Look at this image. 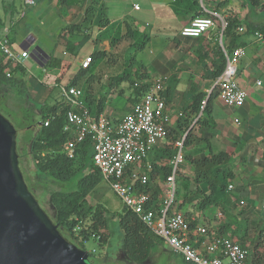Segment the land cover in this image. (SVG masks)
<instances>
[{"label": "crops", "instance_id": "1", "mask_svg": "<svg viewBox=\"0 0 264 264\" xmlns=\"http://www.w3.org/2000/svg\"><path fill=\"white\" fill-rule=\"evenodd\" d=\"M107 1L78 0L75 4L61 5L66 10L69 25L79 27L69 29L70 33L76 32L72 38L69 36L75 43L67 46L66 39L70 38L63 32L58 40L60 50L53 54L39 48L35 61L39 66L43 64L41 67H45L51 57L64 64L67 63L65 55L74 52L84 43H90V51L81 57L82 60L92 56L95 51H103L105 54L93 59L86 71L96 64L98 58L108 56H112L108 66L113 70L112 66H116L119 61L125 62L130 57L121 54L119 42L128 37L143 39L145 45L140 49L136 47L139 40L130 43L129 49L134 47L132 55H135L134 63L137 67H130L135 70L133 72L136 77L132 80L133 83L130 82V92L125 102L126 112L116 114L113 108L107 106L106 100H103L100 112L107 114L111 125H115L140 100L142 94L137 92L135 83L151 84L158 77H166L162 96L166 102L165 111L170 117L168 134L148 153L140 164L141 171L148 173V163L171 165L172 160L168 161L162 154L168 148H175L174 142L183 138V161L176 173L174 202L176 210L195 222V227L191 228L192 242L205 252L206 243L227 237L247 250L245 264H264V209L261 206L264 201V38L259 32H252L247 27L264 21V9L260 6L251 7L247 0H147V5L141 3L144 9L137 17L132 13L141 10V6L135 9L126 5L117 9V6L111 2L106 3ZM58 4L59 0L51 2L52 7ZM4 10L9 9L7 7ZM201 12L208 15L216 13L223 18L234 15L241 21L242 30L237 32V42L238 46L244 47L245 54L237 64L236 80L247 95L239 107L224 104L219 99L215 86L219 75L214 77L213 74L223 59V48L230 45V38L223 34L220 41V19L215 16L214 26L198 37L183 36L180 33L192 18L202 16ZM6 16L7 13L5 18L0 16L3 23L0 37L7 34L12 45L19 38L11 37L12 29L6 23ZM101 17L103 25L99 23ZM143 23L149 27V32H145ZM20 41V48H24L21 47L23 41L28 43L25 39ZM113 47H117V53L112 51ZM135 49L138 51L135 52ZM11 68V65L10 68L7 66L6 72ZM23 68L26 71L24 65ZM47 68L46 75L50 77L52 84L62 85V79L56 80L62 71L58 70L53 74L51 68ZM111 70L107 78L118 79L119 74L115 75ZM19 72L21 71H17ZM125 76L124 80L129 78V74ZM121 83L110 87L109 97H114L118 92L124 95ZM77 87L80 88L78 85ZM90 90V108L82 96L81 99L92 116H96L98 113L95 114L97 101L93 97L94 87ZM198 93L203 94L207 105L203 113L200 111L192 120L190 110ZM201 113L203 123H195L194 119ZM219 152L227 153L228 157L221 163L204 164L205 158ZM148 177L147 189L151 200L159 206L167 194V185L159 174L153 179L150 175ZM212 184L215 185L213 191ZM202 202L214 203L202 207ZM202 208L203 221L199 225Z\"/></svg>", "mask_w": 264, "mask_h": 264}, {"label": "built area", "instance_id": "2", "mask_svg": "<svg viewBox=\"0 0 264 264\" xmlns=\"http://www.w3.org/2000/svg\"><path fill=\"white\" fill-rule=\"evenodd\" d=\"M38 0H24L27 5H33ZM135 9L138 8L134 4ZM221 22L220 41L226 21L222 16L213 13L209 16H196L185 25L180 33L183 36L198 37L215 24L214 17ZM242 30V27H239ZM223 48V47H222ZM224 52V66L216 79L215 86L219 99L232 107L241 106L247 92L237 80V64L245 54V49L238 46ZM0 53L11 67L16 64L23 66V59L28 56V47L20 48V52L11 48L7 34L0 37ZM91 55L81 61V68L89 67ZM6 76L10 77L8 70ZM166 77L156 78L149 88L143 92L140 100L135 102L115 125L104 112L92 116L85 106L81 96L82 90L77 86L61 85L64 105H67L66 124L64 130L72 135L61 149L69 158L75 154L77 145L85 138L90 139L92 160L102 178L106 180L114 192L120 197L123 205L138 218L164 243L173 253L179 254L185 262L191 264H245L247 250L237 241L227 237L216 238L205 244V252L191 240V228L184 214L175 209L176 173L183 161V138L174 142L177 151L172 159L171 172L165 177L167 194L159 206L151 201L148 187L147 172L140 169V164L147 158L155 145L168 134L169 115L166 113V102L162 96ZM138 85L135 83V86ZM206 100H203L201 110ZM196 121V119H194ZM50 119L44 121V125ZM152 169V164H146V170ZM140 187H144L141 189ZM264 209V201L262 202ZM203 244V241H202ZM227 258L228 261H225Z\"/></svg>", "mask_w": 264, "mask_h": 264}, {"label": "rangeland", "instance_id": "3", "mask_svg": "<svg viewBox=\"0 0 264 264\" xmlns=\"http://www.w3.org/2000/svg\"><path fill=\"white\" fill-rule=\"evenodd\" d=\"M51 2L52 0H38L33 5H27L24 3V0H0V16L5 18V14L7 13L6 23L12 29L11 37L19 38L11 45L13 50L20 52V40L25 39L30 45L28 48L29 53H32V51L38 47L45 52H53V54H56V51L58 49L60 50V47H58V40L63 32H65V35H67L68 38H72V35L76 33H70V25L65 15L66 10L64 6L58 4V6L52 7ZM110 2L114 6H117V9L126 7V5L133 7L134 4H137L138 7L141 6V10L132 13L133 16L139 17L144 9V5L141 3L143 2L145 4L147 0H108L106 3ZM7 7L9 10L5 11L4 8ZM142 27L145 29V32H149V27L144 23ZM139 39L140 37H135L134 39L128 37L119 42L118 47L121 50V54H126L127 58L130 57L127 61H119L116 66H112L113 70L108 66V61L112 56H108L106 58H98L96 64L91 69L79 74L77 84L83 92V100L86 95H91L90 88L94 87L95 95L93 97H95L96 101L100 98L106 100L107 106L113 108L116 114L120 115L126 112L125 102L126 97L130 92V82L136 77L133 72L134 69L132 70L130 67H137L134 63L135 55H132L134 47L131 49L129 48L130 43H134ZM142 42L143 39L139 40L136 47L140 46ZM89 51L90 43H84L77 47L74 52L68 53L64 56V59L69 63V67L65 70V73L61 78L62 85H65L66 81L77 74L81 65V57L87 55ZM112 51L117 53V47H113ZM137 51L138 50L135 49V52ZM23 65L26 71H21L13 75L14 77L16 75L15 78L21 80V82L15 84L13 88L7 87L9 89H6V86H0V114L8 119L14 126L18 136V147L20 144H24L30 139L32 131L26 127L29 121L25 118H28L32 113L31 108H34L33 106L39 109L46 106L49 107L62 102L64 99L61 93V85L54 86L50 77L46 75L48 74L47 67L39 66L35 59L29 54L27 58H24ZM125 66L130 70H127ZM50 70L53 74L58 72L56 69ZM110 70L115 75L119 74L118 79L107 78ZM126 73L129 74V79L126 78V80H124V77H126L125 75H127ZM116 83H121L124 95L122 92H118L114 97H109L108 90ZM26 109L29 113H27ZM25 115L26 117L23 119V116ZM23 151L24 145L21 147V150L18 149V152L21 156L19 159V167L26 185L30 189L36 187V198L40 206L45 209L47 214L52 215V204L49 201L50 192L54 190L69 191L75 187L76 181L73 178L66 182H60L43 176H38L39 178L36 179L35 171L33 169V161L28 156H25ZM35 182H37V184H33ZM88 201L90 204L100 203L109 210V214L107 215V231L109 232V238L108 242L105 244L97 239L89 238L88 240L83 241L85 250L92 253L96 264H122L120 261H112L111 259L102 263V259H104L108 252L110 253L117 248L121 237L118 225V213L123 206L122 200L110 187L109 183L102 179L88 196ZM200 211L199 225L203 221V208L200 209ZM112 213L115 215L112 216ZM74 234L77 235V231H75ZM165 247H168V245L162 242L155 249L157 251L162 250L160 256L157 258V264H165L166 262L171 264H189L185 262L179 254L171 251L165 252L163 250ZM224 260L228 261L227 258H224Z\"/></svg>", "mask_w": 264, "mask_h": 264}, {"label": "trees", "instance_id": "4", "mask_svg": "<svg viewBox=\"0 0 264 264\" xmlns=\"http://www.w3.org/2000/svg\"><path fill=\"white\" fill-rule=\"evenodd\" d=\"M77 2L78 0H59V4L61 5H70ZM247 2L251 7L260 6L264 9V2H261V0H247ZM200 14L202 16H209L205 12H201ZM224 19L226 21V25L222 30V34L223 36L230 38V45L226 46L225 50L227 52H232V50L239 45V42H237L239 38L237 32L240 31L239 27L241 26V21L234 15H228L227 17H224ZM99 21V23H101L100 25L104 24L102 23V17ZM2 25L3 23L0 20V27ZM74 27L79 28L78 26H69V29L72 30ZM247 27L252 32H259L264 38V21L256 23V25L253 26L247 25ZM10 42H12V39ZM66 43L67 46H72L75 42L71 39H66ZM144 45L145 41L143 40L137 48L140 49ZM71 51L73 50L71 49ZM103 54H105V52L95 51L92 54L93 57L91 56V59L93 60ZM222 57V61L218 64L217 70L213 74L214 77H217L223 69V52ZM9 65L10 62H4V58L1 55L0 85L13 88L15 84L21 82L13 75L17 73V71H24V68L20 64L14 65L10 70L11 76L8 77L6 76L5 68ZM45 67L61 70L62 72H60L56 78V80L59 81L63 77L64 71L69 67V63L67 62L61 64V61L50 57L45 64ZM87 68H80L75 77L66 84L68 86H77V78L79 74L81 72H85ZM150 85L151 84L149 83L136 85L137 92L143 94V92L146 91ZM90 99L91 95H86L84 99L89 108ZM203 100L204 96L202 93L195 95L192 108L190 110V119L192 117L193 120V118H195L200 111L203 113L206 109L205 107L207 105V101L205 102L204 108L201 110ZM102 103L103 99L100 98L97 100L95 114L100 113ZM67 108L68 106L64 105V102L40 108V122L34 130L35 134L30 136V139H28L24 144H21V147L24 145V153H22L33 161V169L35 171L36 179L39 178L38 176H43L60 182H66L73 178L76 181L75 187L69 191L54 190L50 192L49 201L52 204L53 213L49 216V218L52 224L55 225L58 233L61 234L69 243L79 249H85L83 241H86L89 238L97 239L104 244L108 242L109 232L107 231V215L109 214V210H107L105 206L100 203L90 204L88 201V196L91 194L95 186L103 179L101 173L95 167L92 160L93 152L90 139L85 138L77 145L75 154L72 158H69L66 153L61 151L63 144L72 138V135L64 130ZM202 113L196 119L195 123H203ZM48 118L50 119L49 123L44 125V121ZM186 140L187 137L185 136L184 142H186ZM176 151L177 148H168L164 150V154H162V156L168 161H171ZM16 152L18 154V150H16ZM18 156L19 158L21 157L20 155ZM227 157V153L219 152L217 154H212L211 157L205 158L203 162L204 164L210 163L213 165L221 163ZM171 169L172 165L169 164H152V169L149 170L148 175H150L151 179H153L159 174L165 179V177L171 172ZM205 174L208 175V173ZM215 183L216 182H214V184ZM33 184H37V182ZM214 184H212L211 187L212 191L215 188ZM147 185L149 186V182ZM27 188L34 197L35 201L39 204L36 198L37 193H35L36 187L30 189L27 186ZM140 188L143 189L144 187ZM212 191L210 193H212ZM209 195H207L208 200H210ZM149 202H152V200ZM212 203L214 202H202L201 206L206 207V205H210ZM43 210L45 211V209ZM114 215L115 214L112 213V216ZM185 218L189 222L190 228L195 227L194 221L191 222L186 216ZM118 225L121 232V238L123 240L124 251L134 261L140 262L145 260L152 253V251L163 242L162 239L154 234L135 213L131 212L124 205L118 213ZM75 231H77V235L74 234Z\"/></svg>", "mask_w": 264, "mask_h": 264}, {"label": "water", "instance_id": "5", "mask_svg": "<svg viewBox=\"0 0 264 264\" xmlns=\"http://www.w3.org/2000/svg\"><path fill=\"white\" fill-rule=\"evenodd\" d=\"M37 49L31 53L35 60ZM88 254L58 233L29 192L18 164L15 128L0 114V264H92Z\"/></svg>", "mask_w": 264, "mask_h": 264}, {"label": "flooded vegetation", "instance_id": "6", "mask_svg": "<svg viewBox=\"0 0 264 264\" xmlns=\"http://www.w3.org/2000/svg\"><path fill=\"white\" fill-rule=\"evenodd\" d=\"M0 86H2V85H0ZM9 88H12V87H9ZM9 88L6 87V89H9ZM33 107L34 108H31V112L32 113L30 114V116L28 118H25L26 115L23 116V119L25 118V119H27V121H29L28 124L26 125V127L29 128V130L32 131L31 136H33L35 134L34 130L39 125L40 115H41V110L39 108L35 107V106H33ZM26 108H28V107H26ZM26 111H27V109H26ZM27 113H29V112L27 111ZM17 137L18 136H17V133H16V150H18V149L21 150V144L18 147ZM18 155H20L19 152H18ZM19 159L20 158L18 156V160ZM18 163H19V161H18ZM48 215L50 216V214H48ZM163 250L165 252L171 251V249L169 247H165ZM161 251L162 250H158V251L157 250H153L152 253L145 260H142L140 262L134 261L124 251L123 240L120 237L117 248L112 250L110 253L108 252V254L104 257V259H102V263L107 262V260L111 259L112 261H114V260L120 261L122 264H157L156 261H157V258L160 256ZM88 260L92 264H96L95 263V259H94V257H93L91 252H89V254H88ZM165 264H171V263L166 262Z\"/></svg>", "mask_w": 264, "mask_h": 264}]
</instances>
